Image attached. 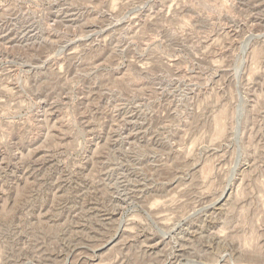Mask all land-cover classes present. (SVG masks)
I'll return each mask as SVG.
<instances>
[{"label": "rangeland", "instance_id": "obj_1", "mask_svg": "<svg viewBox=\"0 0 264 264\" xmlns=\"http://www.w3.org/2000/svg\"><path fill=\"white\" fill-rule=\"evenodd\" d=\"M0 264H264V0H0Z\"/></svg>", "mask_w": 264, "mask_h": 264}]
</instances>
